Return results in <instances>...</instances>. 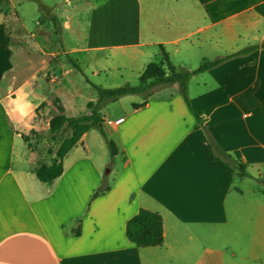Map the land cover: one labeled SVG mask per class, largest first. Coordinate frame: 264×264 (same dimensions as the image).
<instances>
[{"label": "crops", "instance_id": "1", "mask_svg": "<svg viewBox=\"0 0 264 264\" xmlns=\"http://www.w3.org/2000/svg\"><path fill=\"white\" fill-rule=\"evenodd\" d=\"M260 3H198L191 16L204 20H141L140 26L139 0H109L91 5L86 29L73 13L63 30L84 38L73 52L140 50L141 73L152 61L145 49L157 46L160 55L161 45L169 55L166 46L196 36L189 40L191 65L185 58L174 66L190 71L263 43L264 19L253 11ZM233 16L240 19L225 20ZM6 24L0 21V53L9 60L17 48ZM14 80L10 68L0 69V264H264V49L226 60L187 84L191 108L203 114L216 144L245 165L247 177L218 157L209 161L204 132L173 84L147 98L121 97L101 114L119 159L111 168L105 141L91 129L63 158L62 174L42 183L35 170L51 164L54 154L44 160L22 138L39 131L40 87L30 78L15 87ZM241 93L259 107L245 110L234 99ZM61 106L67 117L82 115ZM104 175L109 189L93 198ZM140 209L161 216L160 246L139 248L126 238V222Z\"/></svg>", "mask_w": 264, "mask_h": 264}, {"label": "rangeland", "instance_id": "2", "mask_svg": "<svg viewBox=\"0 0 264 264\" xmlns=\"http://www.w3.org/2000/svg\"><path fill=\"white\" fill-rule=\"evenodd\" d=\"M107 1L109 0H0V9H3L5 5L8 6L7 12L5 10L0 14V21L6 20L7 32L14 37L11 43L17 48L9 60L5 54L0 53V69L12 70L16 76L13 82L15 87L29 78L34 88L40 87L38 91L40 98L35 107V109L38 107V110L34 111V119L39 123V131H30L27 135L30 136L29 148L38 152L44 160L49 159L59 145L60 140L58 142L49 140L46 124L49 117L58 113L61 102L69 109V115L77 116L83 113L82 109L86 101L89 102L90 98L97 99V93L92 88V84L102 88L139 84L140 50H125L124 53L120 50H104L92 54L82 51L73 52V47H84V38L82 35L70 36L68 31L63 30L65 22L68 21L65 20L66 17L73 13L83 19L82 26L86 29L91 7ZM139 1L140 26L141 20L143 23L146 22L145 20L156 22L159 20H204L201 16L196 18L191 16L201 8L197 0ZM191 4H194L196 8H193ZM254 16L256 15L252 12L245 14L244 18L250 20ZM51 19L59 23L58 35L55 34ZM239 19L233 16L225 20ZM192 39H196V36L179 40L177 46H166L173 66L178 68L180 61L185 58H188L189 64L192 63V56H187L190 50L189 40ZM149 48L145 51L153 53L152 61L160 62L158 47ZM175 48L177 52L174 51ZM71 61L78 63L79 69H75ZM7 82L8 79L6 84ZM4 83L2 82V89L5 87ZM133 96L138 99L143 97L137 94ZM116 106L115 101L107 102L100 108V114H104L106 110L112 111ZM95 131L92 134H96L102 140L99 131L96 129ZM113 161L117 163L118 157H114V160L109 157L108 168L113 166Z\"/></svg>", "mask_w": 264, "mask_h": 264}, {"label": "trees", "instance_id": "3", "mask_svg": "<svg viewBox=\"0 0 264 264\" xmlns=\"http://www.w3.org/2000/svg\"><path fill=\"white\" fill-rule=\"evenodd\" d=\"M214 0H197L201 5L207 4ZM253 11L264 19V0L253 8ZM55 27V34L58 35L59 23L55 19L50 20ZM161 61L149 62L143 69L139 76V84L136 86L124 85L115 88H102L97 85H91L97 93L95 102H89L86 105L87 114H82L77 117H67L64 114L62 106L58 108V113L52 116L48 123L49 140L58 142L59 145L51 157V164H40L36 170L35 175L42 183H49L58 178L62 172V160L65 155L77 145L81 137L91 129H96L104 139L109 157L112 160L117 154L114 143L108 139L103 130V120L100 114V108L107 102H113L121 97L128 95H143L145 98L149 97L153 91L165 86L177 84L181 95L183 96L189 111L194 116L196 123L202 128L209 148L207 154L211 163L215 162L216 157L222 159L228 166H230L240 177L248 176L245 165L233 157L228 151L222 150L205 126V119L202 113L194 111L189 102L187 95V84L191 77L212 69L226 60L234 57L249 54L258 49H264V42L261 44L247 46L235 53L217 58L211 61H203L198 67L193 70H176L171 64L168 54L163 47L159 45ZM75 69L79 66L74 61H71ZM235 101L241 105L245 110H251L259 107L257 100L250 93H241L235 96ZM38 107L35 109V112ZM34 133V132H33ZM23 140L29 143L30 136H22ZM31 145V144H29ZM48 153L51 154L50 150ZM264 183V180L263 182ZM109 189L106 175L103 176L101 183L93 198L103 194ZM126 238L134 243L139 248L156 247L163 243V228L161 216L158 213L148 210L140 209L127 222L125 227Z\"/></svg>", "mask_w": 264, "mask_h": 264}, {"label": "built area", "instance_id": "4", "mask_svg": "<svg viewBox=\"0 0 264 264\" xmlns=\"http://www.w3.org/2000/svg\"><path fill=\"white\" fill-rule=\"evenodd\" d=\"M122 118H120V119H118V120H116V121H114V124H119V123H121L122 122Z\"/></svg>", "mask_w": 264, "mask_h": 264}]
</instances>
